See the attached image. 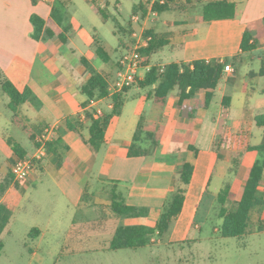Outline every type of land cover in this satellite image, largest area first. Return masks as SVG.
Instances as JSON below:
<instances>
[{"label": "crops", "instance_id": "0c3cea01", "mask_svg": "<svg viewBox=\"0 0 264 264\" xmlns=\"http://www.w3.org/2000/svg\"><path fill=\"white\" fill-rule=\"evenodd\" d=\"M57 1L0 0V71L21 92L25 88H30L33 92L31 101L20 107L17 114L28 125H37L43 128L36 133V136L40 135L48 127L56 128L55 136L48 143L57 137L61 138L63 143L60 147L62 154L61 166L58 167L57 160H55L56 165L54 169L56 174H53L54 176L47 174L50 172L47 166L49 157L56 158L47 150V156L36 162L35 170L32 176L26 180L27 182L24 181L18 184L15 179L10 180L11 167L17 157L12 151L9 140L13 139L21 144L27 151L28 157L34 155L38 147L35 148L27 133L19 125L14 123L15 118L9 108V99L1 93L0 105L3 102L6 109L10 110L12 114L10 116L11 124L13 126H19L18 128L25 133L21 141L16 140L13 136L5 135V131H2V129L10 125L8 121L9 114L0 109V158L6 160L5 164H0V205H5L11 212L10 223L5 231H8L11 227L13 210L20 198L19 192L23 188H26L30 182L50 175L53 176L52 179L58 188L60 199L64 200L70 209V216L68 217L69 233L66 235V245L62 247L69 250L68 252L70 254L76 252L79 254L93 253L94 255H98L102 253L112 255V253L124 251L107 250L115 230L119 226L145 225L153 228L156 225L166 200L175 192L178 173L184 162L189 161L195 164L194 181L200 182L198 192L205 189L210 176L212 174L214 175L220 161L213 151L214 143L218 135L208 150L197 147L196 137H193L187 144H185L186 142H182V136L184 134H192L197 130L198 126L195 124V119L198 113L196 111L204 109H198L196 107V101L203 97L204 91L198 92L194 98L185 101L181 106L178 105L177 91H172L164 104L155 102L149 92L146 94V100H152L163 109L161 112L156 111V109L153 110L147 118L141 116L136 126L137 129L140 122L145 119L143 123L144 132L155 133L158 137L159 145H168L171 148L169 150L175 151V153L182 151L181 153L183 154L185 151L182 157H186L183 160L178 157L174 158L172 159L173 163L167 165L160 164L162 156L154 157L150 156V153L147 156L130 157V146L133 143L137 129L127 146H122L116 142L110 143L107 139L110 125L114 119L122 115L123 111L121 115L114 117L111 121L106 133V142L100 152L94 153L84 142V139H89L90 137V134L86 136L85 130L88 129L89 131L91 121L84 122L80 119L84 108L88 105L87 97L84 99L81 96L83 95L81 87L89 78L85 67L81 63V58L84 57L91 63L90 59L81 51L69 33L67 35L68 43L65 45L58 38L37 41L32 37L34 28L31 23V16L37 14L44 20H49L52 17V10ZM142 1L140 0V2ZM211 1L222 0H202V2L197 4L196 8H191L183 16L178 14L177 11L172 10L175 13V18L165 26L166 28L163 27L161 30H159V19L156 22L151 21L148 24L156 33L168 35L169 45L157 55L167 57L168 53H170L172 54V59H174L166 63L165 59L162 58L161 60H164V63L160 64L161 66H166L172 62L181 64L192 63L196 60L213 61L228 59L227 62L233 66L235 73L236 68L242 65L247 54H244L241 49L243 35L250 24L255 25L257 29V24L264 18V14L255 17V12L258 9L255 12H251L248 9L243 12L240 11V6H244L245 3H249L251 0H228L229 2L238 4L237 18L205 22L201 17V7L203 4ZM108 6L109 3L105 5V7ZM199 8L200 14L195 17L193 13L198 14ZM161 14H159V17ZM189 26L191 30L185 28ZM95 35L97 34L94 33L93 36H90V39L86 38L85 43L88 46L94 45ZM14 42L16 43L15 48L11 47V44ZM256 50L264 51V37ZM178 52H181L180 56L176 55ZM237 56H243L242 62H236ZM50 61L52 64H49ZM263 63L262 67L264 66ZM59 64L63 71H60ZM79 64L82 65V68H78L80 67L77 66ZM146 66L151 67L150 65ZM93 67L95 68L94 65ZM98 71L103 72L102 70ZM45 72H48V74ZM115 72H113L114 75ZM54 73L56 76H52L50 83L42 84V79L46 83L47 79L45 77L49 74L53 75ZM226 74L231 76L233 73H225V78ZM250 76L257 77L261 75L252 72ZM261 77H264V75ZM144 78L145 76L141 77V80H144ZM222 86L223 83L217 88V93L212 103L218 98V92L221 91ZM134 88L140 89L136 86L132 89ZM132 89L127 92L126 99H128ZM68 94L79 96L76 97L78 100L76 104H73L71 99H68ZM224 96L221 99L223 109H225L223 105ZM138 98L141 97L139 96ZM239 101L241 104H245L243 97ZM111 102V98H106L99 103V107L105 115L113 110L108 106ZM233 102L234 100L232 98L231 106L229 109H225L228 115L231 113ZM77 104L78 109L76 111L70 114L65 113L68 108H75ZM105 104L106 109L103 107ZM23 107H25L24 112ZM192 110L196 112V115H194L195 113L192 115ZM30 111L34 113L32 116L29 115ZM247 111V117L249 119L243 120L242 126L239 129L244 128L246 123L251 122L249 120L253 119V125H251V132H253L256 124L255 118L262 113H260L261 111L259 109L256 110L255 114L249 110ZM22 113L23 115H20ZM69 117H76L82 122L83 128L80 134L69 131L66 128L65 121ZM182 119L183 122L180 121ZM181 123L185 124L182 129L180 128ZM226 124L234 129L229 122ZM147 126L155 130L148 131L146 129ZM260 128L264 129V126ZM18 133L20 132L16 134ZM159 135H161L160 138ZM190 144H195V147L199 150L198 157L195 160L188 148ZM182 146L183 148H180ZM222 156L224 155H221L220 158ZM67 163L70 169H67ZM147 168L149 169L146 171ZM93 181L101 184L97 192H93ZM241 184L243 187V182ZM113 187H117L118 192L125 198L127 205L137 208H148V215L136 218H118L113 216L109 209L111 205L109 191ZM233 188L236 192L239 190L237 186L235 187V183L233 184ZM85 192L89 194V197L84 200L83 196ZM102 211V215L99 214L101 215L99 216L98 213ZM52 213L54 211L51 212V215ZM80 215L82 216V220L78 219ZM56 220L53 217L48 218L47 228H45V231L39 228L40 235L35 239L44 240L48 231L56 230V228L51 227L52 222ZM57 229H61V226ZM8 233H11V230ZM153 241L155 242L153 245L160 244L159 240L153 239ZM151 246L143 249L150 248ZM29 251L34 256L39 252L36 248H31Z\"/></svg>", "mask_w": 264, "mask_h": 264}, {"label": "rangeland", "instance_id": "374dc122", "mask_svg": "<svg viewBox=\"0 0 264 264\" xmlns=\"http://www.w3.org/2000/svg\"><path fill=\"white\" fill-rule=\"evenodd\" d=\"M70 1L71 3L66 7H62L59 4L57 5L60 7V14L64 17V25L72 27L69 32L70 36L74 39L81 51L87 55L96 69L113 74L116 69L115 65H107L98 58L95 55L94 45L88 46V44L85 43L86 38L90 39V36L96 33L98 38L102 40V43L110 52L112 59L116 62L120 56L119 52L116 51L120 38L127 40L129 48L133 46L131 40H134L133 32L135 25L131 23V17L135 14L134 7L139 4L140 0ZM63 2H65V0H63ZM107 3H109V6L106 9L108 13H110L111 18L108 22H104L98 13V7L105 8ZM246 9L251 12H255L258 9L257 12H255V17L264 14V0H251L249 3H245L244 6H240L241 12ZM199 14L200 8L198 9V14L193 13L195 17L199 16ZM174 18L175 13L172 11L162 13L160 17L158 16L157 20L159 19L160 21L159 30L168 25L169 22L171 23ZM115 20L123 27L127 28V30L133 27L132 34L130 35L128 33L126 39L123 36L114 34L116 30ZM150 22L151 21L140 24V28L137 29L143 30L146 33L148 30H151V26L148 25ZM185 28L190 29L191 27ZM11 47L15 48L16 43H12ZM176 55L180 56L181 52L176 53ZM162 58L165 59L166 63L174 59H172V54L170 53H168L167 57L154 55L149 65L152 67L153 64L160 65L164 63V60H161ZM179 58L182 59L181 57ZM263 61L264 51L256 50L247 53L242 65L236 68V72L231 76L226 74L222 89L218 92V98L212 103L209 110L196 111L198 113L195 119V124L198 126L197 130L192 134H184L182 136L183 143L186 142L185 144H187L193 137H196L197 147L208 150L215 140V137L221 133L227 122L234 127V131L236 132L240 130L239 128L242 126V121L249 119L247 117V110L255 114L256 110L259 109L261 111L260 113H264V77L250 76L252 72L259 75ZM49 64H52V62L50 61ZM77 66H80L78 68H82L81 64ZM59 69L63 71L60 64ZM46 74H48V72ZM145 74H147L146 69L140 70V77H144ZM52 76H56L55 73L45 77L47 79L46 83L42 79V84L50 83ZM149 92L150 89L141 90L134 88L131 90L128 99L125 100L123 105L122 115L114 119L110 125L107 134V139L110 143L116 142L122 146H127L137 129L136 126L140 117H149L155 109L159 112L162 111L163 108L156 105L152 100H146V94ZM223 95H229L234 100L229 115L226 114V110L223 109L221 104ZM81 96L86 99V96ZM139 96L141 98H138ZM67 97L71 99L73 104H76L78 101L76 97L79 96L68 94ZM242 97L245 101L244 105L239 101ZM103 107L106 109V104ZM0 109L9 114L8 121L10 123L9 127H5L2 131H5V135L13 136L16 140L21 141L25 133L18 128L19 126H13L11 124L10 116L12 114L10 110L6 109L3 102L0 105ZM77 109L78 104L75 108H68L65 113L70 114ZM24 110L25 107H23V112ZM192 112V115L194 113V115H196L195 111L192 110ZM33 114V111H30L29 115L32 116ZM20 115H23V113ZM144 120L145 119L142 120L143 123ZM252 120L253 119L249 120L251 121L249 122L251 125H253ZM180 121L183 122V119ZM184 125V123H181L180 128L182 129ZM146 129L148 131L155 130L149 126H147ZM17 132L20 133L16 134ZM252 133L253 136L250 140L252 145L264 143L263 128L255 124ZM85 134L89 136L88 129L85 130ZM160 137L161 135H159V138ZM156 139L158 140V137H156ZM139 146L142 149H147L150 156H162L160 164H172V159L178 157L183 160V158L186 157H182L185 151L183 154L181 153L182 151L175 153V151L169 150L171 148H169L168 145H159V140L158 147L152 145L151 140L146 138V135H144L143 142H141ZM180 148H183V146ZM223 155L224 156L219 159L218 168L216 167L217 170L212 177L209 193L198 214L196 225L191 227L189 231L184 229V232L187 234V239H185L183 243L168 245L161 242L147 249H140L137 251L124 250L112 253V255L102 253L98 255H94L93 253L79 254L76 252L70 254L68 252L69 250L62 247L66 245L65 239L66 235L69 233L68 217L70 216V209L65 201L60 199L58 188L52 179L54 176L53 174H56L54 169L56 159L51 156L48 158L47 169H49L50 172L47 174H52L53 176L48 175L42 179H36L19 192L20 198L13 210L11 227L8 231H5L2 236L5 248L0 257V264H264V232L257 233L254 231L243 239L222 238L219 234L223 220L218 216L219 204L217 202V196L220 190L225 187L226 183L231 181L232 184L235 183V187L237 186V189H239L236 192V198L239 199L242 192L241 183H244L245 172L248 167L247 165H243L238 170H235L236 168L233 163V158L235 157L234 153L225 152ZM260 159L262 158L260 157ZM1 163L5 164L6 160L0 158V164ZM66 167L70 169L68 163ZM148 169L149 168H147L146 171ZM93 182V192H97L101 184L97 181ZM172 195L173 194L169 196L163 207L171 200ZM53 211L55 214L52 213L51 215ZM102 213L103 211L98 213V215H102ZM51 217H53L54 220L57 219L51 224V227L54 229L56 228V230L48 231L44 240L30 239L28 237L29 232L33 228L38 227V229L40 228L42 231H45L48 225L47 220ZM78 219L82 220V216L80 215ZM60 226L61 229H57ZM10 230L11 233H8ZM31 248L38 249L39 252L37 255L34 256L29 251Z\"/></svg>", "mask_w": 264, "mask_h": 264}, {"label": "trees", "instance_id": "16d2710c", "mask_svg": "<svg viewBox=\"0 0 264 264\" xmlns=\"http://www.w3.org/2000/svg\"><path fill=\"white\" fill-rule=\"evenodd\" d=\"M166 2L164 6L156 5L155 10L159 14L173 10L183 16L191 8H196L197 4L202 2V0H166ZM70 3V0H65V2L58 0L53 7L52 17L49 20H44L39 15L33 14L31 16V23L34 28L32 37L37 41L58 38L62 44H67V35L72 27L64 26V17L60 14V7L57 5L66 7ZM106 8L98 7V13L104 22H108L111 18ZM134 12L142 13V20H144L147 9L143 1L135 7ZM237 16L238 4L229 2L228 0L211 1L203 4L201 7V17L205 22L231 20L237 18ZM115 22L116 30L114 34L123 36L125 39L128 33L130 35L132 34L133 27L127 30L118 21L115 20ZM257 26L256 29L255 25L250 24L243 35L241 49L244 54L255 51L264 37V18ZM145 36L151 37V41L147 48L141 50V53L144 57V65H149L151 64L153 56L159 54L169 45V39L168 35H160L153 29L148 30ZM131 41L134 44L135 40L132 39ZM128 48L127 40L120 38L116 51L121 55ZM94 51L95 55L105 64L115 65V68H117V62L112 59L110 52L97 35L94 37ZM242 60L243 56L236 57V62H242ZM227 61L228 59L224 60L223 63L219 60L210 62L196 60L192 63L181 64L172 62L164 66V70L163 66L156 64L151 67L150 71L145 75L144 80H138L135 86L140 89H150V94L154 101L162 104L166 103L172 91H177L179 106L183 105L185 101L194 98L198 92L204 91L203 97L196 101V107L207 110L216 96L217 88L225 79L224 69L228 64ZM81 63L89 75L87 82L81 87L82 94L87 97L88 101L94 98L106 97L108 95V85L113 78V74L106 71L99 72L84 57L81 58ZM259 75H264V66ZM132 88L125 89L122 93L113 97L114 108L109 114H106L98 120H91L89 126L90 137L89 139H84V142L94 153L100 152L104 146L108 127L114 117L121 115L123 105L127 98L126 94ZM0 91L9 99V108L15 118L14 123L19 125L27 133L35 148L39 147L36 141V133L43 128L37 125H28L17 114L18 109L33 98L32 90L25 88L21 92L0 71ZM231 101V96H224L223 105L225 109H229ZM65 122L66 128L69 131L76 132L77 134L81 133L83 124L78 118L69 117ZM255 123L258 127H263L264 114L256 116ZM144 135L151 140L152 145H158L156 134L144 132L143 122H140L134 135L133 143L130 146V157L148 155V150L142 149L139 146L143 142ZM251 137V123H246L244 128L236 132L230 125L225 124L214 143L213 151L217 155L218 160L225 152H231L235 155L233 158L235 170H238L243 165L248 166L239 199L236 198V191L231 181L226 183L225 187L220 190L217 196V202L219 204L218 216L223 220L221 229L219 230L222 238L243 239L254 231L257 233L264 232V143L252 145L250 141ZM9 144L17 159L28 157L27 151L21 144L13 139L9 140ZM62 145V140L59 137L47 144V150L56 158L58 167L61 166L62 154L60 147ZM188 148L193 154L194 160L197 159L199 150L195 147V144H190ZM212 176L213 174L210 176L205 189L198 192L200 182L194 181L195 164L189 161L184 162L178 173L175 192L171 200L163 207L156 225L153 228L145 225L119 226L115 230L107 250L143 249L153 245L155 243L153 239L168 245L183 243L187 239V234L184 232V229L189 231L197 223L198 214L209 193ZM9 178L10 180L14 179L12 173L9 175ZM109 194L111 201L109 209L113 216L118 218H136L148 215V208H137L127 205L125 198L118 192L117 187L111 188ZM83 197L85 200L89 197V194L85 192ZM10 218L11 212L5 205H0V257L5 247L2 235L10 223ZM39 235L40 230L33 228L28 237L35 239ZM30 251L32 252V250Z\"/></svg>", "mask_w": 264, "mask_h": 264}, {"label": "built area", "instance_id": "2783aa9c", "mask_svg": "<svg viewBox=\"0 0 264 264\" xmlns=\"http://www.w3.org/2000/svg\"><path fill=\"white\" fill-rule=\"evenodd\" d=\"M147 14L144 20H142V13H135L131 17V23L135 25L133 32L134 44L133 46L124 51L117 60V68L115 75L108 85V95L103 98H94L88 101V105L84 108L80 117L81 121L87 122L91 120H98L105 116L103 110L99 107V103L103 99H112V102L108 105L111 109L114 108L113 97L117 94L122 93L125 89L135 87L138 80H141L139 72L142 69H146L147 73L151 67L144 65V57L141 53L142 49L149 46L151 37H146L143 30H138L140 24H145L148 21H156L159 13L155 10L156 5L164 6L166 0H143ZM138 26V27H136ZM221 63L224 60H219ZM210 62V61H208ZM164 70V66H163ZM225 73H234V68L231 64H227L224 69ZM56 133V128L48 127L40 135L37 136L36 140L39 144L37 151L34 155L27 158H18L11 167V173L17 182H24L28 180L36 166V162L44 159L47 156V144L53 139Z\"/></svg>", "mask_w": 264, "mask_h": 264}]
</instances>
